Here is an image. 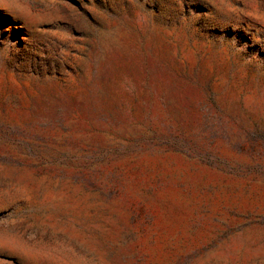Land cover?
I'll list each match as a JSON object with an SVG mask.
<instances>
[{
    "label": "rangeland",
    "instance_id": "374dc122",
    "mask_svg": "<svg viewBox=\"0 0 264 264\" xmlns=\"http://www.w3.org/2000/svg\"><path fill=\"white\" fill-rule=\"evenodd\" d=\"M0 264H264V0H0Z\"/></svg>",
    "mask_w": 264,
    "mask_h": 264
}]
</instances>
